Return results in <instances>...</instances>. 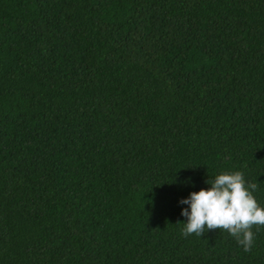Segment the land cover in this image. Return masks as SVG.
I'll list each match as a JSON object with an SVG mask.
<instances>
[{
  "label": "trees",
  "instance_id": "16d2710c",
  "mask_svg": "<svg viewBox=\"0 0 264 264\" xmlns=\"http://www.w3.org/2000/svg\"><path fill=\"white\" fill-rule=\"evenodd\" d=\"M236 170L264 206V0H0V264H264L181 234Z\"/></svg>",
  "mask_w": 264,
  "mask_h": 264
},
{
  "label": "clouds",
  "instance_id": "9594fccd",
  "mask_svg": "<svg viewBox=\"0 0 264 264\" xmlns=\"http://www.w3.org/2000/svg\"><path fill=\"white\" fill-rule=\"evenodd\" d=\"M207 187L190 192L178 201L181 206V234L201 235L205 229H223L248 252L254 241L253 225L264 226V206L254 196L257 185L246 181L241 171L221 172Z\"/></svg>",
  "mask_w": 264,
  "mask_h": 264
}]
</instances>
